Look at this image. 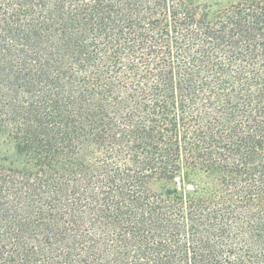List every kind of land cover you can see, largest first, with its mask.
Here are the masks:
<instances>
[{"label":"trees","instance_id":"obj_1","mask_svg":"<svg viewBox=\"0 0 264 264\" xmlns=\"http://www.w3.org/2000/svg\"><path fill=\"white\" fill-rule=\"evenodd\" d=\"M6 135L0 264H264V0H0Z\"/></svg>","mask_w":264,"mask_h":264},{"label":"rangeland","instance_id":"obj_2","mask_svg":"<svg viewBox=\"0 0 264 264\" xmlns=\"http://www.w3.org/2000/svg\"><path fill=\"white\" fill-rule=\"evenodd\" d=\"M7 139H8L7 135L5 137L3 136L0 138V152L1 153H4L6 151V149L9 150V152H11L13 149V144H11V142H10L11 139L9 138L10 141Z\"/></svg>","mask_w":264,"mask_h":264}]
</instances>
